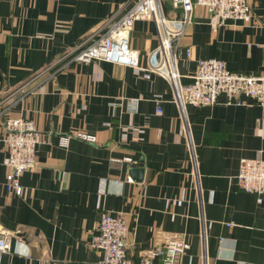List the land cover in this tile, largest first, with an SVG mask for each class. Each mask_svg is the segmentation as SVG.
<instances>
[{"label": "crops", "instance_id": "obj_1", "mask_svg": "<svg viewBox=\"0 0 264 264\" xmlns=\"http://www.w3.org/2000/svg\"><path fill=\"white\" fill-rule=\"evenodd\" d=\"M128 2L0 0V230L11 245L0 264H96L102 253L90 240L104 209L126 214L133 260L185 231L182 264H264V193L259 201L237 181L242 158H264V104L241 96L240 104L221 99L182 110L156 73L106 60L58 63ZM250 3L251 22L217 29L196 9L181 40L192 50L178 64L184 83L207 57L264 76V0ZM163 4L179 14L171 0ZM130 39L150 65L154 23L136 21ZM17 115L33 119L44 136L39 167L22 174L21 194L6 185V120ZM76 131L97 141L72 136L60 144Z\"/></svg>", "mask_w": 264, "mask_h": 264}, {"label": "built area", "instance_id": "obj_2", "mask_svg": "<svg viewBox=\"0 0 264 264\" xmlns=\"http://www.w3.org/2000/svg\"><path fill=\"white\" fill-rule=\"evenodd\" d=\"M171 5L178 15H169L163 0H129L62 55L58 63L64 66L106 60L130 66L146 77L156 73L170 83L174 100L182 110L186 104L213 105L221 99L226 103L240 104L241 96L264 104V76L233 69L225 60L217 57L200 58L188 83L183 82L178 68L183 54L190 57L192 53L190 47L182 46L181 40L193 23L197 8L203 9L199 17L206 18L217 29L237 20L251 22L254 12L250 0H171ZM138 20H150L156 29L158 44L151 52L148 66L140 62L139 51L131 45L130 34ZM72 136L83 141H97L95 134L76 131L62 136L60 144L67 147ZM43 140V133L33 119L22 115L7 118L8 190L18 194L23 192L21 176L25 171L39 167L38 150ZM189 151L195 163L196 152L192 146H189ZM125 159L133 160L131 157ZM126 180L133 181L130 176ZM237 181L244 191L256 194L261 201L264 193V158H242ZM129 235L130 224L125 213L101 210L97 231L90 240V245L102 253L96 264H182L190 248L187 233L181 231L165 237L162 243L144 250L138 260H133L127 254ZM10 251L8 236L0 230V255Z\"/></svg>", "mask_w": 264, "mask_h": 264}, {"label": "water", "instance_id": "obj_3", "mask_svg": "<svg viewBox=\"0 0 264 264\" xmlns=\"http://www.w3.org/2000/svg\"><path fill=\"white\" fill-rule=\"evenodd\" d=\"M143 172V163L140 162L138 167L132 169V173L136 176H141Z\"/></svg>", "mask_w": 264, "mask_h": 264}, {"label": "trees", "instance_id": "obj_4", "mask_svg": "<svg viewBox=\"0 0 264 264\" xmlns=\"http://www.w3.org/2000/svg\"><path fill=\"white\" fill-rule=\"evenodd\" d=\"M172 6V5H171ZM165 8L167 7V6H164Z\"/></svg>", "mask_w": 264, "mask_h": 264}]
</instances>
